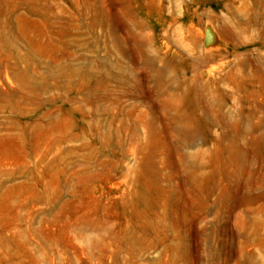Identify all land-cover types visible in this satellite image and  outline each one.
Listing matches in <instances>:
<instances>
[{
	"label": "rangeland",
	"instance_id": "1",
	"mask_svg": "<svg viewBox=\"0 0 264 264\" xmlns=\"http://www.w3.org/2000/svg\"><path fill=\"white\" fill-rule=\"evenodd\" d=\"M0 264H264V0H0Z\"/></svg>",
	"mask_w": 264,
	"mask_h": 264
}]
</instances>
